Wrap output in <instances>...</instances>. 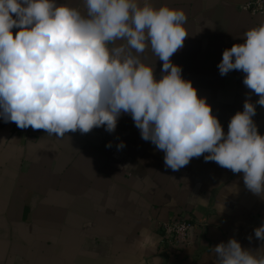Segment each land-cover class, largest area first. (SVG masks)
<instances>
[{"label": "crops", "instance_id": "1", "mask_svg": "<svg viewBox=\"0 0 264 264\" xmlns=\"http://www.w3.org/2000/svg\"><path fill=\"white\" fill-rule=\"evenodd\" d=\"M244 1L138 0L186 14L188 36L170 59L225 133L250 90L242 71L221 76L217 65L225 49L264 23L263 15L241 8ZM56 2L83 7V0ZM141 59L160 79L162 61L150 47ZM258 99L251 95L252 103ZM253 120L264 135V107L256 105ZM184 215L193 224L189 245L163 252L160 222ZM261 224L264 196L245 187L243 173L203 156L178 171L167 168L164 152L141 138L129 114L112 133L102 126L63 138L0 118V264H215L211 248L230 238L264 255V242L254 235Z\"/></svg>", "mask_w": 264, "mask_h": 264}, {"label": "clouds", "instance_id": "2", "mask_svg": "<svg viewBox=\"0 0 264 264\" xmlns=\"http://www.w3.org/2000/svg\"><path fill=\"white\" fill-rule=\"evenodd\" d=\"M186 21L183 10L138 0H83L80 8L0 0V118L63 138L102 126L112 133L129 114L141 138L164 152L167 168L178 171L203 156L243 173L245 187L264 196V135L253 120L256 105L264 107V23L225 49L217 65L221 76L242 71L250 90L225 133L206 98L170 59L184 46ZM149 47L162 61L158 80L141 59ZM252 94L259 97L255 104ZM254 235L264 242V224ZM211 249L215 264H264V255L235 238Z\"/></svg>", "mask_w": 264, "mask_h": 264}, {"label": "built area", "instance_id": "3", "mask_svg": "<svg viewBox=\"0 0 264 264\" xmlns=\"http://www.w3.org/2000/svg\"><path fill=\"white\" fill-rule=\"evenodd\" d=\"M241 8L251 15L264 16V0H245ZM193 224L187 216L171 217L160 222L161 247L168 254L181 253L190 243Z\"/></svg>", "mask_w": 264, "mask_h": 264}]
</instances>
